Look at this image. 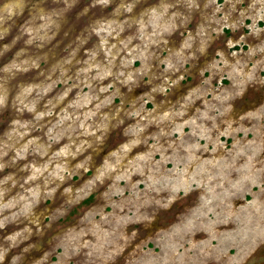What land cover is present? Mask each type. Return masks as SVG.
<instances>
[{
	"label": "rangeland",
	"instance_id": "rangeland-1",
	"mask_svg": "<svg viewBox=\"0 0 264 264\" xmlns=\"http://www.w3.org/2000/svg\"><path fill=\"white\" fill-rule=\"evenodd\" d=\"M0 264H264V0H0Z\"/></svg>",
	"mask_w": 264,
	"mask_h": 264
},
{
	"label": "bare ground",
	"instance_id": "bare-ground-1",
	"mask_svg": "<svg viewBox=\"0 0 264 264\" xmlns=\"http://www.w3.org/2000/svg\"><path fill=\"white\" fill-rule=\"evenodd\" d=\"M115 46H116V44H115Z\"/></svg>",
	"mask_w": 264,
	"mask_h": 264
}]
</instances>
